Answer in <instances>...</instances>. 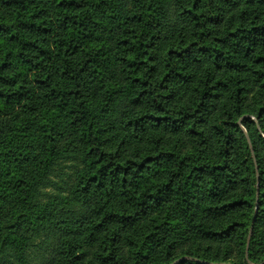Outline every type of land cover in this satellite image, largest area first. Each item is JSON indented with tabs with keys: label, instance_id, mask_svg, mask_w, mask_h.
I'll list each match as a JSON object with an SVG mask.
<instances>
[{
	"label": "trees",
	"instance_id": "trees-1",
	"mask_svg": "<svg viewBox=\"0 0 264 264\" xmlns=\"http://www.w3.org/2000/svg\"><path fill=\"white\" fill-rule=\"evenodd\" d=\"M40 233V264H264V0H0V264Z\"/></svg>",
	"mask_w": 264,
	"mask_h": 264
},
{
	"label": "rangeland",
	"instance_id": "rangeland-1",
	"mask_svg": "<svg viewBox=\"0 0 264 264\" xmlns=\"http://www.w3.org/2000/svg\"><path fill=\"white\" fill-rule=\"evenodd\" d=\"M38 128L32 125L29 129V138H32L31 144V156L30 159L36 160L38 157L37 148L33 146L35 143V136H37ZM65 168L63 173L60 175H52L49 182L42 186L41 194L36 198V203L39 204L43 210H48L49 204L53 201L62 200L63 202L69 203L67 205H76L70 197L68 188L69 184L74 176V173L80 168L81 164L74 158L65 159ZM5 201L2 204L7 205L8 201H12V194L16 193L14 190L3 191ZM53 243V239L48 237L46 234L40 233L32 237L29 243L24 246L22 250H13L8 254V264H40V256L42 255L41 245H49Z\"/></svg>",
	"mask_w": 264,
	"mask_h": 264
},
{
	"label": "water",
	"instance_id": "water-1",
	"mask_svg": "<svg viewBox=\"0 0 264 264\" xmlns=\"http://www.w3.org/2000/svg\"><path fill=\"white\" fill-rule=\"evenodd\" d=\"M258 195V188L256 189V200H255V202H256V204H255V211H256V209H257V196ZM254 219H255V213H254V216H253V218H252V222H251V225H250V231H251V229H252V225H253V222H254ZM219 264V263H218Z\"/></svg>",
	"mask_w": 264,
	"mask_h": 264
}]
</instances>
